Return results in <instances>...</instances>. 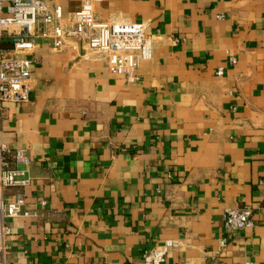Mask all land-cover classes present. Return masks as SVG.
Instances as JSON below:
<instances>
[{
	"label": "crops",
	"instance_id": "crops-1",
	"mask_svg": "<svg viewBox=\"0 0 264 264\" xmlns=\"http://www.w3.org/2000/svg\"><path fill=\"white\" fill-rule=\"evenodd\" d=\"M54 1L65 16L82 5ZM96 10L145 23L153 56L128 81L39 39L29 100L0 101L7 159L31 180L8 192L24 190L38 213L10 221L7 264H144L167 239L164 264H264V0H100ZM16 148L32 161L15 163ZM244 205L254 224L235 232L223 215Z\"/></svg>",
	"mask_w": 264,
	"mask_h": 264
},
{
	"label": "built area",
	"instance_id": "built-area-1",
	"mask_svg": "<svg viewBox=\"0 0 264 264\" xmlns=\"http://www.w3.org/2000/svg\"><path fill=\"white\" fill-rule=\"evenodd\" d=\"M99 1L82 0L79 10L65 16L54 0H0V101L29 100L34 63L31 54L41 38L49 39L57 51L73 49L80 56L99 58L111 72L124 75L128 81L139 80L141 61L153 56L154 36L143 22L101 16L96 10ZM5 39H10L11 46L1 44ZM229 61L235 63L236 59L231 55ZM224 72L222 67L217 71L218 75ZM8 151L0 138V264H7L10 221L38 214L25 208L24 190L8 192L11 187L26 188L31 183L25 169L10 165ZM13 158L17 164L32 161L23 148H16ZM41 204L45 206L47 201ZM223 216L225 225L235 232L254 224L251 206L227 207ZM226 244V238L220 239V249L224 250ZM174 245V239L157 244L144 254V264H164Z\"/></svg>",
	"mask_w": 264,
	"mask_h": 264
}]
</instances>
